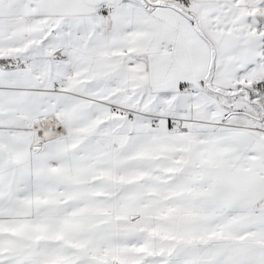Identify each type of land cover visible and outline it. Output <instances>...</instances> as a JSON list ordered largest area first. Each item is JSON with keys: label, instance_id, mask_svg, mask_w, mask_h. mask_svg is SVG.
I'll return each mask as SVG.
<instances>
[{"label": "snow or ice", "instance_id": "1", "mask_svg": "<svg viewBox=\"0 0 264 264\" xmlns=\"http://www.w3.org/2000/svg\"><path fill=\"white\" fill-rule=\"evenodd\" d=\"M0 264H264V0H0Z\"/></svg>", "mask_w": 264, "mask_h": 264}]
</instances>
